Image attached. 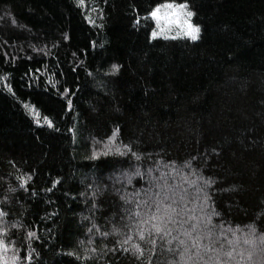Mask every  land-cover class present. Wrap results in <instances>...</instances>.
<instances>
[{
	"label": "trees",
	"instance_id": "obj_1",
	"mask_svg": "<svg viewBox=\"0 0 264 264\" xmlns=\"http://www.w3.org/2000/svg\"><path fill=\"white\" fill-rule=\"evenodd\" d=\"M164 2L86 0L81 9L75 0H0V75L10 74L15 91L0 84V213H6L0 238L15 245L7 255L34 248L31 264H141L132 253L108 251L132 235L125 247L141 243L144 264L150 255L152 264H187L168 251L188 239L182 230L173 226L171 236L157 238L153 255L128 216L144 195L128 204L120 197L148 188L150 180L192 193L190 182L202 183L201 174L216 181L206 189L221 214L213 223L239 226L237 253L249 250L247 225L264 233V0H187L201 28L197 41L151 37L155 23L144 18ZM113 64L120 66L114 74ZM32 74L40 75L35 83ZM65 88L72 110L58 94ZM25 100L38 109L39 125L22 107ZM124 144L141 159L99 155L104 146L114 151ZM94 149L97 159L89 158ZM137 169L143 175L129 185L127 176ZM28 175L25 190L17 178ZM57 179L62 183L52 192L43 191ZM147 211L141 207L140 219ZM93 225L99 232L90 234ZM114 225L119 234H111ZM92 248V261L69 255ZM244 264H264V246Z\"/></svg>",
	"mask_w": 264,
	"mask_h": 264
},
{
	"label": "snow or ice",
	"instance_id": "obj_2",
	"mask_svg": "<svg viewBox=\"0 0 264 264\" xmlns=\"http://www.w3.org/2000/svg\"><path fill=\"white\" fill-rule=\"evenodd\" d=\"M75 3L78 8L84 9L87 7L86 0H75ZM95 8H92L91 11H95ZM6 15H10L7 13ZM195 15L193 11L190 10L187 0H184L182 3H176L175 0H165L164 3H158L155 7L147 13V16L144 18L145 23L154 22L155 27L152 28L151 37L153 39L157 37H163L164 39H177V38H188L192 41H197L200 39L201 28L198 24L192 22V18ZM88 22L94 25V21L91 19V16H87ZM13 24H16L15 20H12ZM141 23V18L137 16L135 24L139 25ZM174 32L175 35L169 36V33ZM64 39H68V36L65 34ZM95 46V42H93ZM55 47V45H54ZM102 47V45H101ZM34 51H43L42 49H36L33 46ZM75 55V53H73ZM7 58V54L5 53ZM15 57H13V60ZM31 59V57H29ZM119 65L113 64L111 66V72L114 74L119 70ZM45 71H47L45 69ZM37 73L43 75L41 70L36 69ZM26 75H29L26 73ZM40 75L32 74L30 78L33 83L40 79ZM55 75V74H53ZM91 75V73H89ZM10 79V74L5 73L0 75V84H3L10 94L15 96V91L12 89L11 84L8 83ZM47 83L51 84L52 80L49 79ZM56 84H59V80H56ZM55 86V85H53ZM31 87V85H29ZM70 93V90L65 88L63 92L58 94L64 96L67 100V107L69 110H72L73 103L66 94ZM74 94V93H71ZM22 107L29 110L30 114L33 115L36 123L40 124V113L35 105H31L28 101H20ZM43 120L49 127H53V122L49 119L48 116H44ZM71 131V130H70ZM113 137H109V140H113ZM102 144L103 142H98ZM121 148H116L114 151L108 146H104L99 152V155L107 156L109 154L117 156H128L129 154L134 157L136 160H140L141 157L136 152L132 150V147L128 144L122 145ZM215 152V149L212 150ZM91 159H97L98 153L94 149L92 152ZM196 157H193L192 160H195ZM172 165H175V162H171ZM186 167H191V160L184 162ZM151 171V169L149 170ZM173 171L176 169L173 167ZM190 175H197V171L193 170L189 173ZM143 174L137 169L131 175L127 176V183L130 185L132 183V176H142ZM163 175V174H162ZM21 181L20 187L27 190L28 182L32 179L31 175L27 176V179L23 177H18ZM187 179V177H185ZM119 180V177L117 178ZM198 181L202 183H197V181H191V185H195L192 193H189L187 188H181L179 192L175 186L168 185L166 182L160 184L156 181L150 180L148 188H141L136 190L133 193H129L127 196L121 195V199L124 200L125 204H128L133 201L134 198H137L144 195L145 199L140 200L137 203V210L135 213L128 212V216L135 219L137 224L136 235L139 238V241H142L151 246V253L154 255L156 252L157 238L161 240L165 239L168 236L172 235L174 230L173 226L177 229L182 230V235L185 239H178L173 237V239H178V248L171 249L168 251L171 253H178L180 262L187 261V264H233V261L236 264H244L245 261H251L254 252L257 250L258 246H264V233H258V230L254 224L247 225L248 232L243 239V244L248 246L249 250H241L237 253L236 243H239V238L236 233L239 231V226L236 229L231 227L225 228L224 223L220 224L213 223V217H220V213L215 210L214 205L210 204L212 201V196L206 191L207 188H210L213 184L216 183L215 180L211 178H205L202 174L197 176ZM62 181L60 179L52 181V187L44 189L45 192H52ZM89 188L92 185H88ZM155 188V191H153ZM10 191H15V189H9ZM119 192V189H116ZM33 195L36 193L33 191ZM81 196L84 193L80 194ZM96 193L93 192V201L95 200ZM7 197H5V202ZM148 209L144 213L145 218L140 219L141 217V207ZM93 208L96 207V204L93 203ZM0 215H6V213H0ZM51 215H56L52 213ZM84 219H88L85 217ZM99 232V229L96 225H93L91 228L87 229L88 233H92L93 229ZM50 231V230H49ZM131 231V229H130ZM0 232L6 233V230L0 229ZM121 232L120 228L113 226L112 233L113 235L119 234ZM231 233L233 240L228 239V234ZM103 237L110 235L109 232H100ZM28 238L39 239L35 231H28ZM133 240L132 235H127L125 239L118 240L117 246H114L112 249H108L113 254L117 251L124 253H132L137 261H140L141 264H144V252L145 249L141 246V243H133L128 247L129 241ZM91 242V241H89ZM171 244V240L167 241ZM226 242V243H225ZM84 241H78L79 245H83ZM15 249L14 243H9L6 239L0 238V264H22V261L31 264L33 260L32 253L35 251L33 248L31 251H27L23 256L20 255V250L16 249L14 254L9 256L7 255V250L9 248ZM91 254L84 256L79 255L78 253H69V255H75L76 259H83L85 261L94 260L95 253L97 252L96 248H92ZM106 254V253H105ZM239 256V259H237ZM102 258V257H101ZM146 264H152V256L150 255Z\"/></svg>",
	"mask_w": 264,
	"mask_h": 264
},
{
	"label": "rangeland",
	"instance_id": "obj_3",
	"mask_svg": "<svg viewBox=\"0 0 264 264\" xmlns=\"http://www.w3.org/2000/svg\"><path fill=\"white\" fill-rule=\"evenodd\" d=\"M168 35H175V33L174 32H172V33H169ZM184 263V262H183Z\"/></svg>",
	"mask_w": 264,
	"mask_h": 264
}]
</instances>
